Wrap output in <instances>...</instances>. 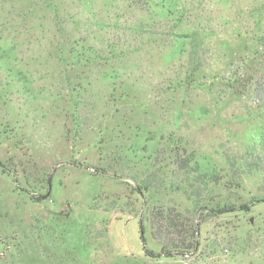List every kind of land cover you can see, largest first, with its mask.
<instances>
[{"label": "rangeland", "instance_id": "374dc122", "mask_svg": "<svg viewBox=\"0 0 264 264\" xmlns=\"http://www.w3.org/2000/svg\"><path fill=\"white\" fill-rule=\"evenodd\" d=\"M49 1L0 0V264H264V179L246 170L264 91L234 84L264 83V0ZM177 153L222 181L199 250L146 258L165 242L151 211L193 210ZM219 197L262 201L214 217Z\"/></svg>", "mask_w": 264, "mask_h": 264}, {"label": "trees", "instance_id": "16d2710c", "mask_svg": "<svg viewBox=\"0 0 264 264\" xmlns=\"http://www.w3.org/2000/svg\"><path fill=\"white\" fill-rule=\"evenodd\" d=\"M56 0H50L52 4ZM163 9H170L169 5H166L164 0H161L159 4H157ZM168 6V7H167ZM171 12V9L170 11ZM258 45L263 48L264 53V37L257 39ZM248 60H244L243 66L248 70H253V64H250ZM254 62V61H253ZM252 62V63H253ZM264 69V65L261 68ZM246 70V71H247ZM255 70V68H254ZM256 71V70H255ZM252 76V75H251ZM263 78V77H262ZM257 79V78H256ZM255 78H250V81L239 80L237 82L234 81V84H237V92L241 95L252 96L253 92H263L264 91V83H257ZM263 108L262 106H259ZM176 156H179V162L177 167V172H185L188 173L187 176L192 172V174H197L198 178L195 181L190 182L189 177L185 181L182 182V185L187 187L186 194L188 196V200L193 203L192 213H183L177 207H158L153 209L150 213L149 219L151 220V225L153 226L152 237L154 240H161L163 236L165 242L163 243L162 249L160 253H155L151 251L145 246L144 252L146 258L151 259H159L163 256H185L194 254L199 250V233H200V225L204 224L206 219L202 213V210L205 208L203 206L202 192L206 191L211 198L210 201L215 203V193L213 190H206L208 184H221V179H216L211 176L200 175L201 171L199 169H191L190 163L193 159L189 158L186 160L185 158H181L179 153ZM246 157L248 158V162L246 163V170L252 173L260 174L264 179V132L260 135V139L258 143H253L252 145L247 146ZM178 158V157H177ZM190 171V172H188ZM176 173V172H175ZM178 176V173H176ZM52 177L48 178V185L52 186ZM199 185V187L197 186ZM142 190H148L146 187ZM139 195H143L141 191H137ZM43 197H31V201L35 203L43 202ZM220 200L216 203L215 206L209 209L212 212V216L219 217L223 214H231V213H250L252 211V207L254 204H260L262 199H253L250 203H241L234 204L231 201H222ZM147 205V201L145 202ZM160 237V238H159ZM144 240V238H143Z\"/></svg>", "mask_w": 264, "mask_h": 264}, {"label": "water", "instance_id": "95a60500", "mask_svg": "<svg viewBox=\"0 0 264 264\" xmlns=\"http://www.w3.org/2000/svg\"><path fill=\"white\" fill-rule=\"evenodd\" d=\"M144 234V232L142 231V235Z\"/></svg>", "mask_w": 264, "mask_h": 264}]
</instances>
